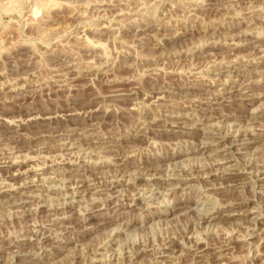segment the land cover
<instances>
[{"label": "rangeland", "instance_id": "rangeland-1", "mask_svg": "<svg viewBox=\"0 0 264 264\" xmlns=\"http://www.w3.org/2000/svg\"><path fill=\"white\" fill-rule=\"evenodd\" d=\"M0 264H264V0H0Z\"/></svg>", "mask_w": 264, "mask_h": 264}, {"label": "bare ground", "instance_id": "bare-ground-1", "mask_svg": "<svg viewBox=\"0 0 264 264\" xmlns=\"http://www.w3.org/2000/svg\"><path fill=\"white\" fill-rule=\"evenodd\" d=\"M257 46V45H256ZM249 48V47H248ZM252 100V99H251ZM58 135V134H57ZM251 139V138H250ZM262 139V138H261ZM253 140V139H251ZM256 140V139H255ZM254 141V140H253ZM249 142V141H248ZM181 155V154H180ZM14 165V164H13ZM258 170V169H257ZM197 172V171H196ZM217 173V172H216ZM205 175V174H204ZM206 177V176H205ZM82 184V183H81ZM112 185V184H111ZM84 226V225H83ZM4 245V244H3Z\"/></svg>", "mask_w": 264, "mask_h": 264}]
</instances>
